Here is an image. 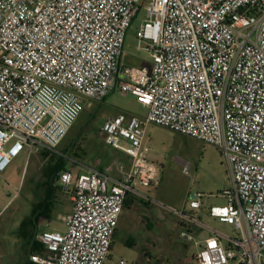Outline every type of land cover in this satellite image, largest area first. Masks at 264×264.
<instances>
[{
  "label": "built area",
  "instance_id": "1",
  "mask_svg": "<svg viewBox=\"0 0 264 264\" xmlns=\"http://www.w3.org/2000/svg\"><path fill=\"white\" fill-rule=\"evenodd\" d=\"M145 1L0 0V173L25 148L56 152L84 99L102 103L119 88L148 108L143 119L119 114L103 124L105 144L132 159L124 178L60 173L73 203L65 231L41 232L47 253L30 262L106 264L127 197L145 198L140 189L158 181L144 146L154 124L216 146L226 161L232 188L208 213L238 237L226 247L209 229L196 263L264 264V0H151L137 32L151 69L123 62ZM193 196L189 208L200 210L202 195ZM188 233L181 237L194 241Z\"/></svg>",
  "mask_w": 264,
  "mask_h": 264
},
{
  "label": "rangeland",
  "instance_id": "2",
  "mask_svg": "<svg viewBox=\"0 0 264 264\" xmlns=\"http://www.w3.org/2000/svg\"><path fill=\"white\" fill-rule=\"evenodd\" d=\"M150 1L143 2L128 30L123 55V62L128 66L152 68L151 53L139 50L137 41V32L146 17V7ZM86 103L95 105L97 112L91 106L87 108L84 103L77 124L56 152L41 150L40 154H30L29 149L25 148L0 173V208L4 209L0 219V264H24L26 261L32 236V228L27 222L32 219L33 205L41 203L48 196L45 187L48 177L53 171L62 170L60 159L66 161V154H69L68 158L81 161L85 167L92 165L98 168L106 163L103 150L106 153L110 151L109 147L104 146L101 132L105 118L116 113L139 117L147 114L146 107L131 94H123L119 88L109 94L105 105L89 99ZM144 146L149 149L148 161L158 168V181L149 188L140 189L145 196L136 198L140 208V224L130 232L119 233L106 264H121V261L124 264H195L191 260L199 250L196 242L209 236L210 230L229 238L238 237V231L233 226L210 217L207 210L212 205H225L223 194L232 188L226 161L219 148L193 138H183L157 125L150 126ZM186 164L190 166L189 174L183 172ZM51 167L54 169L50 170ZM55 180V210L48 218H39L38 224L32 219L39 230L36 236L38 242V235L45 230L64 232L65 217L72 210L70 194L61 191L58 177ZM193 194L202 195V209L192 211L189 208ZM183 213L199 219L208 229L202 228L200 234H192L189 231L191 225L182 216ZM145 217L152 218V233L141 229V220ZM25 221L26 225L23 226ZM185 231L195 240L182 238L181 233ZM129 236L133 244L127 245ZM224 240L228 244V240Z\"/></svg>",
  "mask_w": 264,
  "mask_h": 264
},
{
  "label": "crops",
  "instance_id": "3",
  "mask_svg": "<svg viewBox=\"0 0 264 264\" xmlns=\"http://www.w3.org/2000/svg\"><path fill=\"white\" fill-rule=\"evenodd\" d=\"M109 97V96H108ZM107 97V98H108ZM107 98L105 99V101H103L102 103H99L100 105H105L106 104V100ZM86 100L87 99H84V103H85V106L90 107V103H86ZM91 109L94 110L95 112L96 109H95V105L94 106H91ZM147 109V114H148V108ZM119 114H125V113H116V114H112V115H109L107 116L105 119H109V118H112V117H115ZM147 114L143 117H139L137 115H134V114H125L126 116L128 117H132V116H137L139 118H145L147 116ZM79 119V118H78ZM78 121V120H77ZM76 121V122H77ZM75 122V124L73 126H75L77 123ZM151 125H154V124H149L146 126L145 128V139H146V135L148 134L149 132V129H150V126ZM72 129V128H71ZM71 131V130H70ZM69 131V132H70ZM101 132H102V136H103V140H104V133L102 131V128H101ZM69 134V133H68ZM179 135V134H177ZM68 136V135H67ZM181 136V135H179ZM183 138H187L185 136H181ZM66 139V138H65ZM64 139V140H65ZM147 141V140H146ZM105 142V141H104ZM146 143V142H145ZM148 143V142H147ZM61 145V144H60ZM147 145V144H146ZM104 146H107L110 148V151L108 153L104 152L103 150V156L106 154H108V156H110L109 158H105V161L106 163H102L101 165L98 166V168H94V166H88V167H85L82 165V162L79 161V160H74V159H71V158H68V155L69 154H66L67 155V158L68 160H71L72 162H69L66 158V161H65V167L68 171H71L73 172V174L75 173V176H78L82 173H87V172H90V171H98V172H101L111 178H118V179H122L124 178L127 173L129 172V170L131 169V166H132V159L131 157H129L128 155H126L124 152L122 151H119V150H116L106 144H104ZM148 146V145H147ZM149 147V146H148ZM67 152V151H65ZM41 152H38L36 154H40ZM106 153V154H105ZM81 167H83L84 169H82ZM138 196L134 195V194H131L127 197V200H126V203L124 205V208H123V211H122V214H121V217H120V221H119V226H118V229L116 231V234L114 236V239H113V243H112V249H113V246H114V243H115V240L117 238V236L119 235V233L121 231H126V232H130V230L132 228H134L135 226L139 225L140 224V219L141 218H138V211L140 210L138 204H137V198ZM144 205L148 206L149 204H145L143 203ZM137 205V206H136ZM214 206V205H212ZM72 207H73V203H72ZM203 207V205H202ZM202 209V208H201ZM209 209V208H208ZM207 209V210H208ZM132 211V212H129ZM128 211V212H127ZM136 215V216H135ZM153 216V215H152ZM135 217V218H134ZM152 218H149V217H145V218H142L141 222L143 224V226L141 227V229L144 231V230H148L150 233H152L153 229H151V227L153 226L152 223L150 222ZM189 231L192 232V234H200V232L202 231V228L198 227V226H194V225H191L190 228H189ZM215 231V230H214ZM221 234V233H220ZM211 236V232L209 233V236H207L206 238L202 239L201 241H198L196 242V245L199 247V250L198 252L200 251V249L204 246L205 244V240H207V238H209ZM225 237L222 238V242L223 244L226 246V247H229L230 246V241L228 240L229 237H227L226 235H224ZM131 237L129 236V241L127 242V245H130V244H133V241L132 239H130ZM148 238V237H146ZM224 239H227L228 240V244H226L225 240ZM111 249V251H112ZM111 251H110V255H109V258L111 256ZM197 252V254H198ZM196 254V255H197ZM196 255L193 256V260H191L192 262H194L195 264L196 263ZM188 262H190L189 260H187Z\"/></svg>",
  "mask_w": 264,
  "mask_h": 264
},
{
  "label": "trees",
  "instance_id": "4",
  "mask_svg": "<svg viewBox=\"0 0 264 264\" xmlns=\"http://www.w3.org/2000/svg\"><path fill=\"white\" fill-rule=\"evenodd\" d=\"M107 155V154H106ZM109 158L110 156H105V158ZM62 161V166L60 169H62L60 172H58L59 170H55L51 173V175L48 177V184H45V187L48 189V196L40 203H36L35 205H33V210H32V219L36 220L37 224L39 221V218H48V216L55 210V203H57V200L54 196V183L57 182L55 180V177H58V180L60 179V173L63 171H66L67 169L65 168V161H63L62 159H60ZM54 168L51 167L50 170H53ZM55 176H52L54 175ZM61 191H63V188L61 187ZM64 192V191H63ZM32 219H28V225L32 228V232H30L32 234V236L30 237L31 243L29 244V252H28V257L26 258V261L24 262V264H32L30 262V256L33 254H40V255H44L47 253V249L36 240V236L38 233V229L37 227L35 228V226L33 225V221ZM26 225V221L23 224V226ZM28 229V227H27ZM113 243V242H112ZM111 249H112V245H111Z\"/></svg>",
  "mask_w": 264,
  "mask_h": 264
}]
</instances>
